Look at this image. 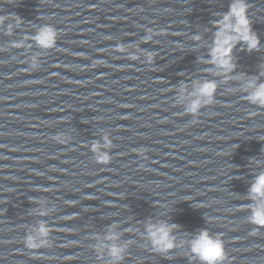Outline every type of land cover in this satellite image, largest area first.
<instances>
[{
    "label": "water",
    "instance_id": "obj_1",
    "mask_svg": "<svg viewBox=\"0 0 264 264\" xmlns=\"http://www.w3.org/2000/svg\"><path fill=\"white\" fill-rule=\"evenodd\" d=\"M245 2L260 46L238 44L225 73L210 50L233 0H0V264H201V230L222 235L224 264H264L249 222L264 107L246 100L264 83V0ZM45 25L55 47L33 39ZM205 81L213 102L190 114ZM161 222L171 252L148 238ZM42 223L50 244L27 248Z\"/></svg>",
    "mask_w": 264,
    "mask_h": 264
},
{
    "label": "clouds",
    "instance_id": "obj_2",
    "mask_svg": "<svg viewBox=\"0 0 264 264\" xmlns=\"http://www.w3.org/2000/svg\"><path fill=\"white\" fill-rule=\"evenodd\" d=\"M217 32L210 50V63L222 66V70L227 73L230 69L235 68L233 63L232 52L238 44L246 46L247 51L252 52L259 48L260 41L258 36L252 31L250 21L247 17V5L245 0H233L229 7V11L224 14L223 18L217 21ZM153 32L148 31L146 40L152 39ZM57 30L51 25L43 26L33 37L36 43L44 48L55 47ZM33 70L39 67L36 59L30 62ZM216 85L214 81H205L199 84L195 90V97L186 111L190 114H196L200 107L213 102L215 95L214 89ZM246 88L252 91L246 96V100L260 107H264V83L257 84L254 80L248 81ZM56 142H63L64 138L60 135L53 137ZM111 144L106 137L104 148H110ZM91 150L96 155L97 162H106L110 160V156L101 150L100 144H93ZM252 197L259 198V202L251 208L252 215L249 222L256 227L250 233L255 236L258 229L264 227V173L259 174L250 188ZM43 214V213H42ZM176 225H170L166 222L158 224H149L147 226V235L155 250L167 253L175 248V238L172 235ZM49 227L42 223L36 229L38 236L29 234L25 237L24 244L27 248H39L50 244ZM108 239H115L109 236ZM190 250L192 255L199 259L201 264H224L227 259L222 235L212 236L207 230H201L190 242ZM120 249L113 247L111 252L114 256L119 257Z\"/></svg>",
    "mask_w": 264,
    "mask_h": 264
}]
</instances>
